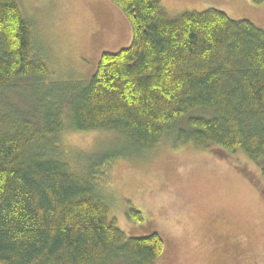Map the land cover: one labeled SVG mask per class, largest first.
<instances>
[{"label":"trees","instance_id":"obj_1","mask_svg":"<svg viewBox=\"0 0 264 264\" xmlns=\"http://www.w3.org/2000/svg\"><path fill=\"white\" fill-rule=\"evenodd\" d=\"M113 1L132 43L104 51L83 82L49 79L19 1L0 0V264H157L164 236L128 235L102 182L106 164L169 134L219 155L241 150L264 177V29L217 8L170 17L160 0ZM69 130L114 131L126 149L77 165ZM128 216L144 220L136 208Z\"/></svg>","mask_w":264,"mask_h":264},{"label":"rangeland","instance_id":"obj_2","mask_svg":"<svg viewBox=\"0 0 264 264\" xmlns=\"http://www.w3.org/2000/svg\"><path fill=\"white\" fill-rule=\"evenodd\" d=\"M18 1L34 26L49 79L87 82L104 51L117 52L132 43V23L113 0ZM160 1L170 17L217 8L264 29V1ZM10 98L25 104L7 93L6 101ZM173 136L151 150L119 155L106 164L102 185L120 226L128 235L158 230L164 236L167 251L157 264H222L208 239L225 230L243 237L246 264H264V177L258 164L241 150L219 155L191 142L175 145ZM121 141L120 134L107 130L62 135L77 165L93 151L124 152ZM131 208L140 210L144 220L130 218Z\"/></svg>","mask_w":264,"mask_h":264},{"label":"flooded vegetation","instance_id":"obj_3","mask_svg":"<svg viewBox=\"0 0 264 264\" xmlns=\"http://www.w3.org/2000/svg\"><path fill=\"white\" fill-rule=\"evenodd\" d=\"M231 233L225 230L214 234L208 239V245L220 256L222 264H246L249 256L243 249V237ZM165 243H167L166 240ZM167 246L165 245L164 251H167Z\"/></svg>","mask_w":264,"mask_h":264}]
</instances>
